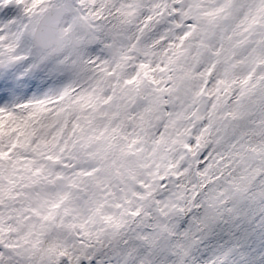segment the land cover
Returning a JSON list of instances; mask_svg holds the SVG:
<instances>
[{
  "label": "clouds",
  "instance_id": "9594fccd",
  "mask_svg": "<svg viewBox=\"0 0 264 264\" xmlns=\"http://www.w3.org/2000/svg\"><path fill=\"white\" fill-rule=\"evenodd\" d=\"M0 264H264V0H0Z\"/></svg>",
  "mask_w": 264,
  "mask_h": 264
}]
</instances>
